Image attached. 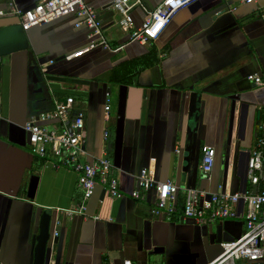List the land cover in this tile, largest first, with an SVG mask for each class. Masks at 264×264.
<instances>
[{
    "label": "crops",
    "instance_id": "obj_1",
    "mask_svg": "<svg viewBox=\"0 0 264 264\" xmlns=\"http://www.w3.org/2000/svg\"><path fill=\"white\" fill-rule=\"evenodd\" d=\"M39 1L16 0V6L23 10ZM144 1L151 9L161 2ZM110 2L93 0L92 6L110 44L123 46L117 52L96 49L66 61L67 54L87 43V30L75 28L68 16L30 29L28 51L0 58V226L11 200L0 264H33L45 210L51 212L46 264H209L220 255L221 243L242 235L244 222L198 225L184 219L185 190H264V175L256 186L246 177L249 152L260 135L255 133L258 111L264 125V88L247 80L251 74L264 77V22L256 7L240 5L228 13L226 6L237 0H197L179 10L155 41L143 45L126 42ZM5 8L6 0H0V11ZM132 16L139 26L140 10ZM13 23L0 17V27ZM151 50L155 62L128 71L131 84L111 82L117 65L141 61ZM55 102L84 114L82 160L108 159L123 194L113 199L97 185L86 219L58 213L81 199L76 175L55 167L51 158L33 156L23 130ZM42 125L60 128L57 121ZM203 146L215 149L208 182L199 177ZM142 169L156 182L172 181L178 187L179 205L170 218L151 214L154 189L145 193V200L131 197ZM57 219L61 225L54 242Z\"/></svg>",
    "mask_w": 264,
    "mask_h": 264
},
{
    "label": "built area",
    "instance_id": "obj_2",
    "mask_svg": "<svg viewBox=\"0 0 264 264\" xmlns=\"http://www.w3.org/2000/svg\"><path fill=\"white\" fill-rule=\"evenodd\" d=\"M92 1L41 0L33 7L22 10L16 6V0H6V8L0 11V17H15L22 30L27 32L34 27L72 16L75 28L87 30V43L79 50L67 54L64 57L66 61L96 49L115 53L123 46L113 47L107 40ZM195 1L197 0H161L151 9L144 0H111L110 9L119 17L116 25L123 32L126 42L146 45L160 36L179 10ZM240 5L255 6L264 22V0H237L235 4L226 6V12L233 13ZM135 10L142 13L141 23L137 27L132 16ZM42 72L45 73L44 70ZM247 80L256 87L264 88V77L260 75H248ZM109 108V99H106L105 120H108ZM49 121H57L60 128L53 129L42 125ZM84 125L82 112L73 114L68 105L55 102L51 110L39 113L23 126L33 156L43 160L51 158L55 167L67 169L76 175L77 185L82 192L81 199L74 207L58 211L68 218H88L87 202L93 196L97 185L103 186L113 199L123 196L118 179L110 173L111 163L108 159L100 158L92 163L82 160L85 156ZM259 134L247 161L246 177L252 186L258 185L264 175V125L259 126ZM107 137L108 132L104 131L102 138L106 140ZM200 153L199 177L208 182L215 163V149L203 146ZM135 179L137 189L131 194L134 200H145V193L154 189L156 193L151 214L167 218L175 214L178 187L174 182H156L146 169L140 170ZM252 191V188L243 193H209L192 188L185 190L181 212L184 219L193 220L198 225L237 219L244 222L242 235L234 241L221 243L220 255L209 264H264V191L255 194ZM60 225V220L57 219L54 237L58 236ZM123 264L131 263L124 261Z\"/></svg>",
    "mask_w": 264,
    "mask_h": 264
},
{
    "label": "water",
    "instance_id": "obj_3",
    "mask_svg": "<svg viewBox=\"0 0 264 264\" xmlns=\"http://www.w3.org/2000/svg\"><path fill=\"white\" fill-rule=\"evenodd\" d=\"M30 48H31V43L29 39V31L24 32L17 22L0 27V58L16 53L25 52L28 51ZM38 82L39 79L36 76L35 70H33L32 83L36 85L38 84ZM38 91L40 92L41 90ZM259 126H260V112L258 111L256 114L255 133L258 132ZM243 192L244 190L242 191V193ZM256 192H257L256 187H253L252 193L255 194ZM10 201L11 200L9 199L0 226V245L5 230V226L7 223V217L11 203ZM50 215L51 212L49 210H45L42 212L40 216V221L38 226L39 231L37 236L35 237L33 264H46L47 255H48V245L50 240V232H49ZM54 242H57L56 237L54 238Z\"/></svg>",
    "mask_w": 264,
    "mask_h": 264
},
{
    "label": "trees",
    "instance_id": "obj_4",
    "mask_svg": "<svg viewBox=\"0 0 264 264\" xmlns=\"http://www.w3.org/2000/svg\"><path fill=\"white\" fill-rule=\"evenodd\" d=\"M15 23V22H14ZM114 47V46H113ZM154 52L151 50L149 51V54L141 61H127L124 63H121L120 65H117V67H115L113 69V73H112V77H111V82L113 84H131V76L130 74H127L128 71L133 70V68L138 65L141 64L143 67H149L150 65H152L155 62V59H152V54ZM128 79L126 80V75ZM264 190H261V192H263ZM260 192V191H259ZM177 205H179V202L177 203Z\"/></svg>",
    "mask_w": 264,
    "mask_h": 264
},
{
    "label": "rangeland",
    "instance_id": "obj_5",
    "mask_svg": "<svg viewBox=\"0 0 264 264\" xmlns=\"http://www.w3.org/2000/svg\"><path fill=\"white\" fill-rule=\"evenodd\" d=\"M12 18L13 22H17V19L15 17H10Z\"/></svg>",
    "mask_w": 264,
    "mask_h": 264
}]
</instances>
